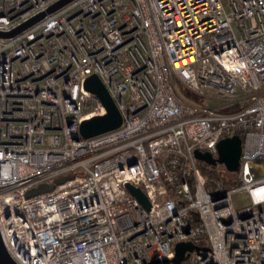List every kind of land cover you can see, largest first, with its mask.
<instances>
[{"label":"built area","instance_id":"1","mask_svg":"<svg viewBox=\"0 0 264 264\" xmlns=\"http://www.w3.org/2000/svg\"><path fill=\"white\" fill-rule=\"evenodd\" d=\"M59 1L0 0V32L44 12L0 35V234L11 258L176 264L175 243L190 241L180 264H264V174L243 172L264 165V0H67L48 11ZM91 74L121 123L83 137L81 121L106 112L84 86ZM233 134L240 167L226 185L194 149L217 156Z\"/></svg>","mask_w":264,"mask_h":264},{"label":"water","instance_id":"2","mask_svg":"<svg viewBox=\"0 0 264 264\" xmlns=\"http://www.w3.org/2000/svg\"><path fill=\"white\" fill-rule=\"evenodd\" d=\"M67 0H60L51 7L48 11L53 10L57 6L66 2ZM44 12L39 13L35 17L31 18L27 22L23 23L16 29L10 32H0V35H10L19 30L20 28L30 24L34 20L43 16ZM84 86L87 90L96 94L106 108V112L101 115H94L86 118L80 123V133L83 137L93 136L95 134L104 132L106 130L115 128L121 123V113L118 110L114 100L110 96L107 88L102 83L100 78L96 74H91L86 77ZM217 156L211 155L208 151H202L198 148L194 149V155L208 165L223 164V166L231 172H236L240 167V153L242 149V139L239 134H233L232 136H226L219 139L217 142ZM243 172H251L250 177H257L264 174V165L257 166L256 162H246L243 165ZM67 179V175H62L53 179L52 181L42 182L35 187L26 191L28 197L38 193L52 190L55 184L62 183ZM125 187L131 192L147 209L150 207V202L145 195L144 191L130 182L125 183ZM194 247V244L190 241H178L175 243V256L174 260L176 264H180L181 260L185 257V252ZM0 264H17L7 252L5 245L2 241L0 234Z\"/></svg>","mask_w":264,"mask_h":264},{"label":"trees","instance_id":"3","mask_svg":"<svg viewBox=\"0 0 264 264\" xmlns=\"http://www.w3.org/2000/svg\"><path fill=\"white\" fill-rule=\"evenodd\" d=\"M179 88H180L181 92L185 96H187L189 98H192L194 100H197L199 102H203L204 101V99L202 97H197L193 93L189 92L183 86H180L179 85ZM236 108H237V105L233 104V105L227 106L225 108V110L230 111V110H234ZM202 169H203V172L206 173L209 176H214V177H217V178H222L226 185H229V183H231V181L234 179V173L231 172V171H228L223 166V164H219V165H207L205 163H202Z\"/></svg>","mask_w":264,"mask_h":264},{"label":"rangeland","instance_id":"4","mask_svg":"<svg viewBox=\"0 0 264 264\" xmlns=\"http://www.w3.org/2000/svg\"><path fill=\"white\" fill-rule=\"evenodd\" d=\"M209 104L214 105L216 102L214 100H209Z\"/></svg>","mask_w":264,"mask_h":264}]
</instances>
